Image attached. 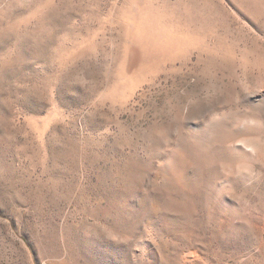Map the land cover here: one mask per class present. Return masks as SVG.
<instances>
[{"label":"rangeland","instance_id":"1","mask_svg":"<svg viewBox=\"0 0 264 264\" xmlns=\"http://www.w3.org/2000/svg\"><path fill=\"white\" fill-rule=\"evenodd\" d=\"M8 50L0 264H264V0H0Z\"/></svg>","mask_w":264,"mask_h":264},{"label":"snow or ice","instance_id":"2","mask_svg":"<svg viewBox=\"0 0 264 264\" xmlns=\"http://www.w3.org/2000/svg\"><path fill=\"white\" fill-rule=\"evenodd\" d=\"M14 53L11 50L0 53V71L8 70L14 63L18 61L13 60Z\"/></svg>","mask_w":264,"mask_h":264},{"label":"bare ground","instance_id":"3","mask_svg":"<svg viewBox=\"0 0 264 264\" xmlns=\"http://www.w3.org/2000/svg\"><path fill=\"white\" fill-rule=\"evenodd\" d=\"M248 146V145H247Z\"/></svg>","mask_w":264,"mask_h":264}]
</instances>
